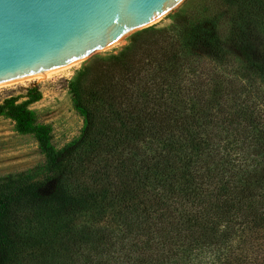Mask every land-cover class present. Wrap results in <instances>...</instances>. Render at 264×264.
Listing matches in <instances>:
<instances>
[{"label": "trees", "instance_id": "1", "mask_svg": "<svg viewBox=\"0 0 264 264\" xmlns=\"http://www.w3.org/2000/svg\"><path fill=\"white\" fill-rule=\"evenodd\" d=\"M224 5L82 65L59 149L35 87L0 103L43 156L0 177V264H264V0Z\"/></svg>", "mask_w": 264, "mask_h": 264}, {"label": "water", "instance_id": "2", "mask_svg": "<svg viewBox=\"0 0 264 264\" xmlns=\"http://www.w3.org/2000/svg\"><path fill=\"white\" fill-rule=\"evenodd\" d=\"M183 0H0V84L80 59Z\"/></svg>", "mask_w": 264, "mask_h": 264}, {"label": "rangeland", "instance_id": "3", "mask_svg": "<svg viewBox=\"0 0 264 264\" xmlns=\"http://www.w3.org/2000/svg\"><path fill=\"white\" fill-rule=\"evenodd\" d=\"M187 4L190 9H197L201 6L202 8L208 7L209 9L214 7L218 10V14L223 13L226 9L224 0H183L174 10L161 17L152 25L159 27L167 26L171 23L173 13ZM214 17L217 16L215 15ZM126 39L127 37L119 45L102 51L101 49L97 50L94 46L88 48L83 55L85 56L84 61L68 70L57 73L44 82L14 83L0 87V103L7 98H15L17 102H21L25 99L26 90L35 87L39 92V99L28 105V109L33 112L36 124H47L50 126L51 144L56 149L61 148L78 135L81 127V119L71 106V96L67 90L68 82L73 78L75 72L92 57L117 52L126 44ZM228 75L232 77L230 73ZM237 79L242 86L245 85L246 79L244 77ZM251 79L255 83L254 86L258 88L260 84L259 79L256 77H252ZM240 98H242L241 94ZM260 99L262 100V96L258 95L256 103L259 105L260 111L264 112V103ZM42 162L43 156L38 151L32 136L15 132L12 122L4 117H0V177L25 171Z\"/></svg>", "mask_w": 264, "mask_h": 264}, {"label": "bare ground", "instance_id": "4", "mask_svg": "<svg viewBox=\"0 0 264 264\" xmlns=\"http://www.w3.org/2000/svg\"><path fill=\"white\" fill-rule=\"evenodd\" d=\"M162 17L159 16L151 21H149L147 24L145 25H150V24H154L156 23L160 18ZM140 27H133L131 28L128 32L124 33L121 37H119L115 42L107 45V46H104L102 48H97L98 49H101L104 50V49H108V48H111V47H115L117 45H119L120 43L123 42V40L126 38V36L131 33L132 31L138 29ZM85 57H82L80 59H74V60H71V61H66L65 63H62V64H59V65H56L55 67H51V68H46V69H43L41 71H38L34 74H31L29 76H26L24 78H21L17 81H14V82H11V83H5V84H0V87H4V86H7V85H12L14 83H30V82H37V83H41V82H44L50 78H52L54 75H56L57 73L59 72H62V71H65V70H68L69 68L77 65L78 63L84 61Z\"/></svg>", "mask_w": 264, "mask_h": 264}]
</instances>
